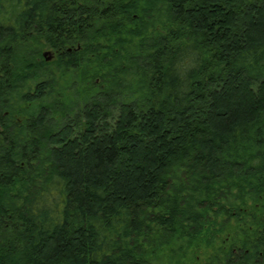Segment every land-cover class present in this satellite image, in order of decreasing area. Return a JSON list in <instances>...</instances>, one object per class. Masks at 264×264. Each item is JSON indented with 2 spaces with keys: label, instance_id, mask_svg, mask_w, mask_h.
<instances>
[{
  "label": "trees",
  "instance_id": "16d2710c",
  "mask_svg": "<svg viewBox=\"0 0 264 264\" xmlns=\"http://www.w3.org/2000/svg\"><path fill=\"white\" fill-rule=\"evenodd\" d=\"M165 258L264 264V0H0V264Z\"/></svg>",
  "mask_w": 264,
  "mask_h": 264
},
{
  "label": "rangeland",
  "instance_id": "374dc122",
  "mask_svg": "<svg viewBox=\"0 0 264 264\" xmlns=\"http://www.w3.org/2000/svg\"><path fill=\"white\" fill-rule=\"evenodd\" d=\"M45 51H49V53H50V50H48V49H45ZM50 58H51V57H50ZM48 60H49V59H48ZM158 264H173V262H172L170 259L165 258V259L160 260V261L158 262Z\"/></svg>",
  "mask_w": 264,
  "mask_h": 264
},
{
  "label": "water",
  "instance_id": "95a60500",
  "mask_svg": "<svg viewBox=\"0 0 264 264\" xmlns=\"http://www.w3.org/2000/svg\"><path fill=\"white\" fill-rule=\"evenodd\" d=\"M44 56H45V58L48 60V59H50V57H51V54L49 53V51H44Z\"/></svg>",
  "mask_w": 264,
  "mask_h": 264
}]
</instances>
